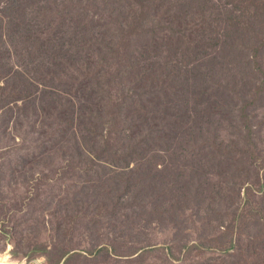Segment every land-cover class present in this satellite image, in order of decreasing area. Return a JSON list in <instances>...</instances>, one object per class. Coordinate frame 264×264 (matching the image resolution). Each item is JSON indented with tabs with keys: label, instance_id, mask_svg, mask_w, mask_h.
<instances>
[{
	"label": "rangeland",
	"instance_id": "obj_1",
	"mask_svg": "<svg viewBox=\"0 0 264 264\" xmlns=\"http://www.w3.org/2000/svg\"><path fill=\"white\" fill-rule=\"evenodd\" d=\"M252 123L255 151L243 131ZM250 159L264 167V0H0L2 264H69L74 253L61 258L63 245L45 247L43 237H56L62 210L68 225L80 223L70 198L126 192L115 186L139 193L131 206L149 203L154 165L158 182L180 179L174 204L158 212L199 226L197 237L184 236L190 244L211 238L207 219L231 222L242 235L219 253L236 255L216 264H264V172L258 182L254 169L234 176L228 166ZM216 166L226 175H211ZM245 180L241 218L237 202L225 201L215 212L174 213L185 197H235ZM138 221L118 217L111 228L131 225L125 234L138 241ZM161 231L168 247L175 233Z\"/></svg>",
	"mask_w": 264,
	"mask_h": 264
},
{
	"label": "trees",
	"instance_id": "obj_2",
	"mask_svg": "<svg viewBox=\"0 0 264 264\" xmlns=\"http://www.w3.org/2000/svg\"><path fill=\"white\" fill-rule=\"evenodd\" d=\"M236 108L238 107L236 106ZM240 109L242 113L247 114L245 116L249 118V110L245 111L243 107H240ZM252 125L251 129L243 130L246 135V140L249 143L248 149L246 150L249 151L258 150V143L256 141L258 136L257 129L255 128L254 123H252ZM246 126L249 127V124H246ZM250 158H252V156H250ZM221 159L223 158H214L213 160L217 161V163H223ZM258 164L259 162H256V160L250 159L249 161H246L245 164L244 160H242L236 164H228V166L233 168H231L230 171L234 176L243 172H250L254 169L258 176V182H260L264 167L262 168V165ZM154 167L155 169L148 173L152 174L151 176L154 178L152 179V182H148V185H151L149 188L150 191L148 192V195L150 196L149 203L141 200L138 206H131L130 200L133 199L135 201V199H138L140 196L139 193L129 191L127 187L113 186L111 188H118L120 190H125L126 192L117 191L110 193L96 190L95 194L88 191L84 196L74 195L70 198L73 203L72 206L74 207L68 206V209L72 210V212H70L72 216L76 214L79 215L80 223H76L77 225H68L67 216H69V214L67 215L65 210H62L61 215H56L54 218L55 221L52 224V229L50 224L45 222L44 230L47 235H49L51 230L53 231L54 229L56 230V237H43L45 238L44 242L46 241L43 245L45 247L56 245L66 246H61L62 251L59 256L63 258L71 252L74 253L71 254L70 257L76 259L70 261L69 264H76V260L79 264H82L81 262L85 259H95L91 264H174L173 262L175 260H181L182 258H184L182 264H216V262H219L220 260L235 256L236 254L226 255L219 253L222 249L229 250L234 247V238H236L237 232L242 235V229H236L231 222H219L212 226L211 221L207 219V223L204 225L209 226L211 238L202 242L203 244L199 240L190 244L188 242L190 239H185L184 236L189 233V235L194 234L197 237V234L200 232L198 228L199 226L196 227V229L187 227L181 228L176 222H174L175 220H178L177 218L168 217L166 212H158L167 209L170 205L174 204L170 202H175V199L173 198L174 195L181 192L183 187L179 183L180 179H177L175 183L173 181L158 182L159 177L157 176L159 175V172H156L157 165H154ZM213 169L214 170L210 172L211 175L214 173L226 175V170L219 168V166H216ZM244 169L249 170L244 171ZM123 171L126 170L124 169ZM164 176L168 178L171 174L167 172ZM97 181H94V183L101 187V182ZM233 181L234 180L225 181L227 184L220 186V188L227 186L226 189H229L230 184ZM249 182V180H245L235 186V189L237 190L235 197H226L219 192L209 194L206 198L211 199L214 203L211 201L208 203L200 202L195 204L192 201L193 197H185L190 201L176 203L177 207L173 208L176 209V211L174 212L173 210V212L176 214H186L189 207L194 208L195 211L209 210L215 212V206H223V201L232 203L237 202L235 216L241 218V207L244 199L242 190L245 185L249 186ZM117 183H121L123 186L125 185V182ZM161 188L164 190H161ZM212 188L214 189L213 186ZM226 189L224 192L226 194H231L230 192H226ZM185 194H189V192H185ZM252 194H257V192L254 191ZM196 199L199 200L200 198L196 197ZM129 209H132V211L127 212ZM182 209H184V213L180 212ZM118 217L139 218L137 227L134 229V232L138 235V241H135L130 235L127 236V234H125V232H128L131 229V225L127 226L126 224H122L115 229L111 228V223ZM85 219L86 223H88L86 225L88 229L82 230L81 221H84ZM162 219H165L164 222L167 223L166 226H161ZM238 221L239 220L235 219L234 223H237ZM163 228H165L166 231L170 229L175 233V238L173 240L170 239L168 247L166 246L167 242L161 243V238H159V234H163V231H161ZM209 228H205L204 230ZM169 237V234L165 236V238ZM178 237H182L183 239H177ZM43 238H41L40 241ZM61 241H63V243ZM56 242H59V244H56ZM188 247H191L189 253L187 252ZM193 247H201L203 252L192 253ZM206 249H210V252L204 251ZM202 257H204V259H202ZM239 258L247 259L243 255L239 256ZM246 261L247 262H241L246 264L248 263V260ZM250 263L260 264L258 261ZM56 264H60V262ZM83 264L85 263L83 262Z\"/></svg>",
	"mask_w": 264,
	"mask_h": 264
},
{
	"label": "water",
	"instance_id": "obj_3",
	"mask_svg": "<svg viewBox=\"0 0 264 264\" xmlns=\"http://www.w3.org/2000/svg\"><path fill=\"white\" fill-rule=\"evenodd\" d=\"M4 254H8L9 255V252H5ZM27 264H31V262H28ZM33 264H41V261L38 260V259H35V260H33Z\"/></svg>",
	"mask_w": 264,
	"mask_h": 264
},
{
	"label": "crops",
	"instance_id": "obj_4",
	"mask_svg": "<svg viewBox=\"0 0 264 264\" xmlns=\"http://www.w3.org/2000/svg\"><path fill=\"white\" fill-rule=\"evenodd\" d=\"M67 257H65V259H66ZM202 259H204V257H202ZM181 260H184V258H182ZM177 261H179V260H177ZM184 262V261H183ZM201 262H203V261H201Z\"/></svg>",
	"mask_w": 264,
	"mask_h": 264
},
{
	"label": "bare ground",
	"instance_id": "obj_5",
	"mask_svg": "<svg viewBox=\"0 0 264 264\" xmlns=\"http://www.w3.org/2000/svg\"><path fill=\"white\" fill-rule=\"evenodd\" d=\"M0 264H2L1 260H0Z\"/></svg>",
	"mask_w": 264,
	"mask_h": 264
}]
</instances>
